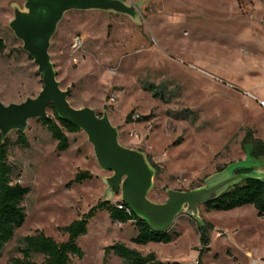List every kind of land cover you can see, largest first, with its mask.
Segmentation results:
<instances>
[{"label": "rangeland", "instance_id": "rangeland-1", "mask_svg": "<svg viewBox=\"0 0 264 264\" xmlns=\"http://www.w3.org/2000/svg\"><path fill=\"white\" fill-rule=\"evenodd\" d=\"M123 1L136 7V19L101 11L64 14L49 56L60 88L69 91V104L106 113L119 143L155 164L148 198L163 203L167 190L202 187L228 164L245 160L248 130L255 140L263 137L264 0ZM23 5L22 0H0L5 44L0 99L6 105L34 98L42 88L37 67L9 28L14 8ZM75 38L78 47H73ZM190 112L196 115L193 123L176 118ZM64 133L69 147L58 152L46 128L31 120L23 133L29 147L9 148L8 161L16 168L13 183L30 191L22 202L25 220L4 246L0 264L20 257L21 238L36 231L66 241L59 228L107 199L104 179L111 173L100 169L83 132ZM17 136L11 132L7 138L14 143ZM253 169L264 174V160ZM79 171L92 178L69 185ZM118 201L116 195L110 203ZM199 217L212 226L201 264H264V216L251 205L227 212L200 206ZM172 229L178 236L169 243L137 245L130 222H112L105 210L98 211L78 239L82 255L71 264H123L116 256L104 258V248L115 243L142 255L153 253L163 262L197 264L199 234L185 211Z\"/></svg>", "mask_w": 264, "mask_h": 264}, {"label": "water", "instance_id": "water-1", "mask_svg": "<svg viewBox=\"0 0 264 264\" xmlns=\"http://www.w3.org/2000/svg\"><path fill=\"white\" fill-rule=\"evenodd\" d=\"M23 9L14 8L9 23L22 50L32 59L42 79V88L34 98L20 103L4 104L0 99V136L5 141L11 132L24 133L31 120H51L48 108L53 105L59 120L83 132L91 145L101 170L110 172L104 179L106 202L119 195L120 201L151 231H169L176 218L185 211L191 219L202 224L199 207L212 202L242 179H264L253 168L259 160H245L228 164L221 172L208 177L202 187L182 192L167 190L163 203L148 198L155 170L145 154L122 146L118 131L106 113L101 116L89 107L76 109L68 102L69 91L62 90L49 56L50 41L64 14L70 11H101L122 14L136 19L135 6L123 0H22ZM237 167L252 169L251 174H234Z\"/></svg>", "mask_w": 264, "mask_h": 264}, {"label": "trees", "instance_id": "trees-1", "mask_svg": "<svg viewBox=\"0 0 264 264\" xmlns=\"http://www.w3.org/2000/svg\"><path fill=\"white\" fill-rule=\"evenodd\" d=\"M5 50L4 41L0 38V54ZM29 57V56H28ZM30 58V57H29ZM150 88V87H149ZM160 99L165 100L160 92ZM51 120H39L42 126L50 133L51 138L56 141L58 152H64L69 147V139L64 133H78L73 125L58 119L55 108L50 105ZM188 110H185V112ZM170 115H173L171 112ZM188 117L177 115V119L192 122L196 120V115L188 113ZM101 116V115H100ZM146 120L147 117L138 118L136 121ZM192 120V121H191ZM131 122L130 116L126 118V123ZM193 123V122H192ZM18 145L21 148H28L29 143L22 133H18L16 141L13 143L8 138L2 142L0 136V255L4 246L13 238L14 232L25 220V212L22 207L26 195L30 189L17 183H13L16 175V168L8 161L9 148L11 145ZM246 146V147H245ZM246 157L252 160H264V134L261 140L252 138L248 130L243 140ZM155 167V164L152 163ZM252 169L247 167H237L234 174H251ZM92 178L88 171H79L75 174L71 183H81L84 180ZM123 206L119 209L118 206ZM246 205H251L257 213V216H264V179H242L237 184L230 187L212 202L203 205L204 209L216 212H227ZM127 209L129 213H127ZM105 210L112 222L119 224L131 223L136 231V236L132 241L137 245L145 246L149 243H169L177 238L178 233L172 228L165 233H155L139 218L134 216L132 211L123 202L118 201L110 203L100 201L92 206L79 219L72 221L69 225L59 228L67 235L64 242H56L53 238L45 235L41 231H36L31 235L21 238L16 252L20 257L12 258L7 264H71L73 257L81 256L82 252L78 246V239L87 232V224L98 211ZM192 224L199 234L201 250L197 263L201 264L200 256L207 249L209 242L208 230L212 226L204 221L202 224L191 219ZM104 258L109 255L120 258L123 264H181L179 262H163L156 258L155 254L149 253L142 255L136 250L126 247L122 243H115L104 248ZM40 257L41 260H35Z\"/></svg>", "mask_w": 264, "mask_h": 264}, {"label": "built area", "instance_id": "built-area-1", "mask_svg": "<svg viewBox=\"0 0 264 264\" xmlns=\"http://www.w3.org/2000/svg\"><path fill=\"white\" fill-rule=\"evenodd\" d=\"M79 45H80V40H79L78 38H75V39L73 40V47H78ZM261 105L264 107V102H262ZM118 208H119V209H122L123 206L119 205ZM129 209H130V208H129ZM127 213H129V210H128V209H127ZM197 264H198V263H197Z\"/></svg>", "mask_w": 264, "mask_h": 264}, {"label": "crops", "instance_id": "crops-1", "mask_svg": "<svg viewBox=\"0 0 264 264\" xmlns=\"http://www.w3.org/2000/svg\"><path fill=\"white\" fill-rule=\"evenodd\" d=\"M241 208V207H240ZM240 208H237V209H240ZM256 212V211H255Z\"/></svg>", "mask_w": 264, "mask_h": 264}]
</instances>
